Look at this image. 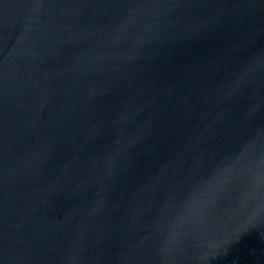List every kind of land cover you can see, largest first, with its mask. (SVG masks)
<instances>
[{"label": "water", "instance_id": "water-1", "mask_svg": "<svg viewBox=\"0 0 264 264\" xmlns=\"http://www.w3.org/2000/svg\"><path fill=\"white\" fill-rule=\"evenodd\" d=\"M0 264H264V0H0Z\"/></svg>", "mask_w": 264, "mask_h": 264}]
</instances>
